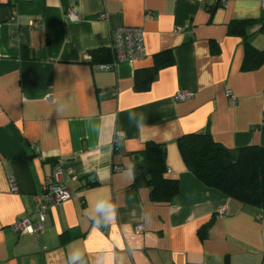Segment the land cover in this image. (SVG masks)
Wrapping results in <instances>:
<instances>
[{
    "label": "crops",
    "instance_id": "obj_1",
    "mask_svg": "<svg viewBox=\"0 0 264 264\" xmlns=\"http://www.w3.org/2000/svg\"><path fill=\"white\" fill-rule=\"evenodd\" d=\"M262 2L0 0V264H264V211L201 182L178 145L209 132L229 148L264 147V61L243 68L247 43L264 50ZM245 21L246 35L231 32ZM120 26L143 29L145 56L97 68L93 52ZM166 52L173 63L138 89L137 72ZM183 91L192 98L177 99ZM149 142L180 182L172 201L133 185ZM60 167L72 197L46 210L43 232L14 231L36 220V196Z\"/></svg>",
    "mask_w": 264,
    "mask_h": 264
},
{
    "label": "trees",
    "instance_id": "obj_2",
    "mask_svg": "<svg viewBox=\"0 0 264 264\" xmlns=\"http://www.w3.org/2000/svg\"><path fill=\"white\" fill-rule=\"evenodd\" d=\"M253 23L234 22L230 29L231 32L246 35L248 25ZM93 55L98 63L112 60L110 49H98ZM173 61L171 52L157 54L153 67L137 72V88L147 89L156 71ZM263 61L264 50L247 43L243 68L254 69ZM178 145L185 165L201 182L244 206L264 211V147L229 148L217 142L209 132L185 134L178 140ZM167 173L166 148L149 142L141 156L135 159L133 185L136 188L148 187L155 201H172L179 193L180 182L168 177ZM207 228L201 235L205 236ZM72 264L89 263L81 258Z\"/></svg>",
    "mask_w": 264,
    "mask_h": 264
},
{
    "label": "built area",
    "instance_id": "obj_3",
    "mask_svg": "<svg viewBox=\"0 0 264 264\" xmlns=\"http://www.w3.org/2000/svg\"><path fill=\"white\" fill-rule=\"evenodd\" d=\"M202 2L203 0H197ZM222 4H228L230 0H218ZM264 7V0L262 2ZM107 13L102 12L101 18L106 19ZM67 17L71 20H77L79 14L75 8H70L67 11ZM110 51L112 54V60L109 62L100 63L97 68L109 69L119 61L125 60H139L142 59L145 52L144 45V31L137 27L120 26L116 28L112 34V43L110 45ZM193 94L190 91L179 92L176 98L179 100H185L192 98ZM229 102L232 106L236 104V96L232 91L227 92ZM117 136H122L121 132H117ZM169 171V170H168ZM64 170L62 167L58 168L54 172L52 179H49L44 185L43 192L36 196L37 208L35 210L36 220H32L29 217L17 219L12 224V229L21 234H37L45 230L44 221L46 210L51 206H58L62 202L70 199L73 195V191L67 186L63 179ZM72 180L76 179V176H72ZM10 186L12 191H17L15 179H10ZM227 211V204H224L219 208L220 214H225ZM263 211V210H262ZM94 225L97 228H102V223L99 219L94 221ZM138 233L144 231L143 224H139L136 228Z\"/></svg>",
    "mask_w": 264,
    "mask_h": 264
},
{
    "label": "clouds",
    "instance_id": "obj_4",
    "mask_svg": "<svg viewBox=\"0 0 264 264\" xmlns=\"http://www.w3.org/2000/svg\"><path fill=\"white\" fill-rule=\"evenodd\" d=\"M97 207L98 208H107L108 209V211L112 214V215H114L115 214V212H116V207H115V205H113V204H106V203H100V204H98L97 205Z\"/></svg>",
    "mask_w": 264,
    "mask_h": 264
},
{
    "label": "water",
    "instance_id": "obj_5",
    "mask_svg": "<svg viewBox=\"0 0 264 264\" xmlns=\"http://www.w3.org/2000/svg\"><path fill=\"white\" fill-rule=\"evenodd\" d=\"M91 179V178H90Z\"/></svg>",
    "mask_w": 264,
    "mask_h": 264
}]
</instances>
